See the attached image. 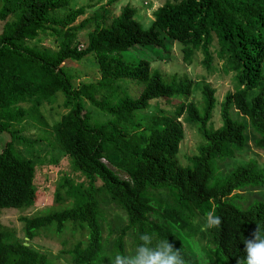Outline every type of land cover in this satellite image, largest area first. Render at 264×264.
Instances as JSON below:
<instances>
[{
	"label": "trees",
	"instance_id": "obj_1",
	"mask_svg": "<svg viewBox=\"0 0 264 264\" xmlns=\"http://www.w3.org/2000/svg\"><path fill=\"white\" fill-rule=\"evenodd\" d=\"M115 1L106 0L75 23L90 3L0 0V132L8 135L0 148V210L27 212L37 200L35 168L42 161L31 145L24 153L17 149L24 139L15 125L27 119L46 125L40 106L52 105L57 92L65 111L51 121L49 143L70 163L51 203L18 217L22 237L0 224V264H54L32 245L43 235L69 241L60 252L70 264H109L144 232L167 238L186 264H237L244 257L243 237L256 223L264 227V197L246 201L239 191L263 188L264 167L249 159L222 175L218 164L245 146L247 126L231 117V108L247 119L264 158V0H162L147 27L129 3L112 14L108 6ZM47 30L55 48L27 42ZM173 44L187 64L196 57L206 75L228 77L232 89L222 100L204 83L199 102H193L190 78L151 67L154 59L168 58ZM145 48L154 50L151 57L126 61L120 55ZM87 54L98 77L73 83L62 63H80ZM124 79L139 87L136 97ZM173 97L181 98L175 107L143 113L151 101ZM92 108L107 118L97 119ZM183 123L195 129L199 142L180 164ZM112 208L122 213L114 225ZM211 210L221 226L194 228L193 220L204 221Z\"/></svg>",
	"mask_w": 264,
	"mask_h": 264
},
{
	"label": "rangeland",
	"instance_id": "obj_2",
	"mask_svg": "<svg viewBox=\"0 0 264 264\" xmlns=\"http://www.w3.org/2000/svg\"><path fill=\"white\" fill-rule=\"evenodd\" d=\"M105 1L106 0H70L69 7H76L86 3H90L92 5V7L87 10L84 15L78 16L76 18L75 23L83 17L89 15L92 9L96 8L99 4L105 3ZM161 1L162 0H116L110 6H108V9L112 14H117L119 8L122 5L129 3L136 9L135 19L140 22L142 27H147L150 24L152 18V10L155 9ZM1 24L2 22H0V27ZM85 40L86 37L84 35V31L80 32L78 34V42L83 46L85 44ZM27 42L29 44H35L38 46L55 48V38H53V34L49 30H47L45 33L39 34L36 39L29 40ZM153 53V49L145 48L144 51H140L139 49L133 51H121L120 55L126 61H136L141 56L149 58ZM62 65L67 68V73H71L75 76L73 83H78L79 81L88 82L89 80H95L98 77V71L91 54H87L80 63L72 60H65ZM150 65L152 68L158 69L164 76L176 74L186 75L188 78H190L191 89L189 99L193 102H199L200 89L204 83H210L212 85L217 101L222 100L225 92L232 89L228 77H221L215 72H209V74L206 75L202 65L196 63V57L193 58L192 62L189 64L183 61L176 44L172 45L168 58L161 60L154 59ZM201 75H204V77H201ZM124 83L127 86L129 95L131 97H136L139 87L129 79H124ZM61 100V93L57 92L56 100L52 103V105H46L44 103L40 106V111L42 112L46 125H40L36 121L30 119L25 121L23 120L21 123L15 125V128L20 129L19 135L24 139L16 145L17 149L24 153L25 146L31 145L32 152L38 153L39 158L42 161V163L35 168L34 183L37 190V200L34 206L27 212L17 211L15 209L0 210V224L12 227L17 237H22L20 231L21 223L18 220V217L23 213H33L34 211H38L43 207H47L51 203L53 189L59 175L70 172V163L67 157L55 147L54 143H49L53 141V138L49 133V125L51 124L52 120H57L58 116L65 111L58 105ZM180 100L181 98L179 97H173L172 99L162 98L157 101H151L143 113L146 116H150L152 113L156 112V107L161 109L173 108L176 106V104H178V102H180ZM92 113L93 116L99 120H105L107 118L105 114L94 109L92 110ZM230 115L232 118L243 122L247 126L244 131L245 146L242 151L235 152L232 157L218 164L219 173L224 175L236 165L243 164L249 159H254L259 166L264 167L262 151L255 146V139L257 136L249 127L247 119L233 108L230 109ZM212 120L213 125L217 126L219 123L217 105L215 107V111L213 112ZM182 127L184 130V135L183 139L179 143V152L176 155L177 159L179 155L180 164L184 163L185 156L195 153V146L199 142L198 133L194 128L188 126L185 123L182 124ZM7 140V133L0 132V148ZM51 158H57V162L55 164H51ZM239 193L247 198L246 201H251L252 199H262L264 197V187L251 191H239ZM110 217H112L111 223L114 225L118 218L121 217L122 219V213L117 208H112ZM203 222L204 221L202 219L195 218L193 220V227L196 229L200 227L199 230L201 231L200 225ZM205 238H207L206 234ZM32 245L49 253L52 256L54 264H70L68 256L65 253L60 252L61 249L69 246V241H66L65 244H62L61 238L59 237L57 238L43 235L35 237L32 240Z\"/></svg>",
	"mask_w": 264,
	"mask_h": 264
},
{
	"label": "clouds",
	"instance_id": "obj_3",
	"mask_svg": "<svg viewBox=\"0 0 264 264\" xmlns=\"http://www.w3.org/2000/svg\"><path fill=\"white\" fill-rule=\"evenodd\" d=\"M221 224V217L214 210L208 211L201 231L219 228ZM138 241L139 243L126 252L118 251L108 258L109 264H186L180 249L174 248L167 238L144 232L138 234ZM242 245L244 257L237 264H264V227L256 223L250 235L243 237Z\"/></svg>",
	"mask_w": 264,
	"mask_h": 264
},
{
	"label": "water",
	"instance_id": "obj_4",
	"mask_svg": "<svg viewBox=\"0 0 264 264\" xmlns=\"http://www.w3.org/2000/svg\"><path fill=\"white\" fill-rule=\"evenodd\" d=\"M24 244H26V243L24 242Z\"/></svg>",
	"mask_w": 264,
	"mask_h": 264
}]
</instances>
